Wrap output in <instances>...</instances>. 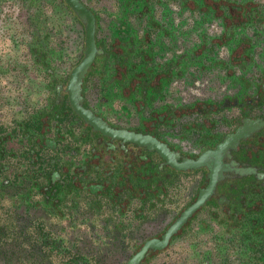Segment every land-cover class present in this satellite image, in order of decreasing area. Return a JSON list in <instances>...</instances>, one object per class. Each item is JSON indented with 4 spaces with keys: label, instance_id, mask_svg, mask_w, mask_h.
<instances>
[{
    "label": "flooded vegetation",
    "instance_id": "1",
    "mask_svg": "<svg viewBox=\"0 0 264 264\" xmlns=\"http://www.w3.org/2000/svg\"><path fill=\"white\" fill-rule=\"evenodd\" d=\"M0 264H264V0H0Z\"/></svg>",
    "mask_w": 264,
    "mask_h": 264
}]
</instances>
